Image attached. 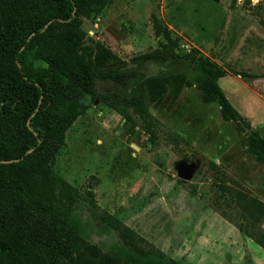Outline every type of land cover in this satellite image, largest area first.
Here are the masks:
<instances>
[{
    "label": "rangeland",
    "instance_id": "obj_1",
    "mask_svg": "<svg viewBox=\"0 0 264 264\" xmlns=\"http://www.w3.org/2000/svg\"><path fill=\"white\" fill-rule=\"evenodd\" d=\"M52 10L44 5L38 15ZM29 13L25 0H0V24ZM78 18L84 32L80 45L92 52L99 45L110 49L122 61L115 68L124 78L98 80L93 95L60 88L53 112L63 116L81 105L84 110L63 144L49 150L45 174L34 176V193L26 195L42 204L73 206L80 195L92 193L100 208L177 259L189 253L181 246L184 227L205 208L243 222L241 208L222 189L232 181L215 166L223 157L218 167L229 177L253 195L250 187L264 190V170L245 151L243 135L222 118L217 103L203 102L194 86H183L175 99L164 95L152 102L146 80L169 75L187 80L195 62H213L223 73L216 80L222 91L264 137V0H88ZM68 30L58 25L56 33ZM180 159L198 163L184 183L175 169ZM241 167L252 170L250 181L234 177ZM58 177L79 195L67 193ZM92 221L91 237L100 247L119 242L116 231L97 230L100 218ZM82 242L74 240L73 249Z\"/></svg>",
    "mask_w": 264,
    "mask_h": 264
},
{
    "label": "trees",
    "instance_id": "obj_2",
    "mask_svg": "<svg viewBox=\"0 0 264 264\" xmlns=\"http://www.w3.org/2000/svg\"><path fill=\"white\" fill-rule=\"evenodd\" d=\"M87 1L25 0L30 11L25 18L0 24V264H182L100 208L92 193L80 195L82 200L73 206L42 204L26 195L34 193V176L45 174L44 160L53 152L49 150L63 144L66 130L84 110L81 105L63 116L53 112L60 88L67 85L78 96L93 95L98 80L124 78L115 68L122 61L110 49L99 45L92 52L80 45L84 32L78 16ZM44 5H51L52 12L38 15ZM58 25L68 32L57 35ZM222 74L215 63L197 61L187 80L178 75L150 76L146 86L152 102H160L164 95L175 99L183 86H194L203 102L218 104L222 118L234 122L243 135L245 151L264 164V137L222 91L216 81ZM215 166L232 181L223 183L222 189L241 208L244 221L236 222L224 211L221 215L264 249V201ZM58 179L67 193L79 195ZM93 217L101 219V225L94 224L99 232L114 230L119 242L105 250L103 243L100 247L91 237ZM76 239L84 242L73 249Z\"/></svg>",
    "mask_w": 264,
    "mask_h": 264
},
{
    "label": "crops",
    "instance_id": "obj_3",
    "mask_svg": "<svg viewBox=\"0 0 264 264\" xmlns=\"http://www.w3.org/2000/svg\"><path fill=\"white\" fill-rule=\"evenodd\" d=\"M225 156L230 159V155ZM222 158L215 162L220 165ZM228 159L225 161L227 162ZM256 163L262 167L260 171L264 170V164L257 161ZM225 165L226 169L230 168L229 163ZM245 169L246 168L241 167L234 177L241 181H250L253 178V175H251L252 170ZM257 185L248 187L253 190L255 195L264 201V197L261 196V193L264 194V190H260V187ZM261 227L264 229V220L261 223ZM182 236L183 241L181 246L184 245V249L189 251V253L181 259L173 257L182 264L263 263L264 255L260 253V249H256V247L252 245L254 241L251 238L243 235L233 223L218 216L216 212H207L206 208L201 212L200 218L195 220L193 224H186L182 231Z\"/></svg>",
    "mask_w": 264,
    "mask_h": 264
},
{
    "label": "water",
    "instance_id": "obj_4",
    "mask_svg": "<svg viewBox=\"0 0 264 264\" xmlns=\"http://www.w3.org/2000/svg\"><path fill=\"white\" fill-rule=\"evenodd\" d=\"M197 167L198 163L196 161L188 162L186 159H180L175 163L176 174L183 180H190Z\"/></svg>",
    "mask_w": 264,
    "mask_h": 264
}]
</instances>
